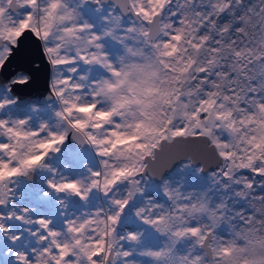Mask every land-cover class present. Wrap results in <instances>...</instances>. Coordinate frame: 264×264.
<instances>
[{"label":"snow or ice","instance_id":"1","mask_svg":"<svg viewBox=\"0 0 264 264\" xmlns=\"http://www.w3.org/2000/svg\"><path fill=\"white\" fill-rule=\"evenodd\" d=\"M27 34L51 78L36 91L25 50L0 79V235L13 245L0 264H264V0H0V72ZM69 135L99 158L81 178L48 163ZM177 159L183 172L216 161L209 184L166 176ZM37 172L51 174L44 197L102 200L69 215L60 199L58 230L15 206Z\"/></svg>","mask_w":264,"mask_h":264},{"label":"rangeland","instance_id":"2","mask_svg":"<svg viewBox=\"0 0 264 264\" xmlns=\"http://www.w3.org/2000/svg\"><path fill=\"white\" fill-rule=\"evenodd\" d=\"M85 18L89 19L92 23H98L100 16L92 10H88L85 13ZM10 76H12L11 73L7 74L6 76H4L3 80H6ZM14 114L21 116L23 115L22 113L18 112ZM51 116L52 113L50 111L41 113V118H43L44 120H49ZM50 122L54 123V118H52ZM38 124L39 119L34 118L32 121V127H38ZM98 161L99 158L95 155V152L91 148L86 147L83 150H80L78 147L75 149L66 148L64 151L61 150L60 153L53 155L48 160V163H50L64 176L70 179H76L81 178L87 174L85 165H87V167L95 169L98 166ZM195 167L198 166L194 165V168ZM194 168L193 170L183 172L178 170L179 165H177L173 170L166 174V176L170 175L171 178L176 182L183 181L185 187L188 189L206 187L209 184V172L213 171L214 169L209 170L206 173L196 174ZM50 176L51 174L48 172H37L35 174L34 183H31V189L28 188V183H24L23 181H21V178H19V180L17 181V196L21 198L25 195L24 193L27 192L29 197L25 202L22 201V203L20 204L17 203L20 200H16V207H28L32 210L30 212L31 217L36 218L42 216L44 218L51 219L53 221L52 226L58 230H61L63 228V222L67 217L65 215H62L63 209L58 203L60 199H65L66 208L69 215H79L81 212L94 207L102 200V197L96 193H93L91 195L88 203L80 201L77 197H60L54 193L49 195L48 197H44L43 193L45 191H50L46 185V181L50 178ZM147 191L149 194H155L157 199H162L159 195V190L156 187V183L153 180H150L148 182ZM6 210L8 211L9 209H2L0 211L6 212ZM6 223L12 228L13 233L22 231L23 228L26 227L25 225H22L15 220L6 221ZM1 237L2 235H0V240ZM31 241L32 238L27 233H25L23 239L18 242L15 247H22L26 242L30 243ZM12 246L13 245H11V243L7 239H5L4 243H2V249L0 248V252H3V250H5L6 248ZM2 259L4 261H8L7 257H3Z\"/></svg>","mask_w":264,"mask_h":264},{"label":"water","instance_id":"3","mask_svg":"<svg viewBox=\"0 0 264 264\" xmlns=\"http://www.w3.org/2000/svg\"><path fill=\"white\" fill-rule=\"evenodd\" d=\"M30 40H32L33 42L30 41ZM37 49H38V42L30 34H27L25 36L24 40L22 41V46H21L20 51L16 52L13 55V57L10 58V60L7 63L6 67L3 69L2 72H0V79H3L4 76H6L7 74H10V73H11V75H13L12 73H15V71L19 67H21V54L25 50H30L34 54L33 58L36 59L41 65V72L38 74L39 86L36 89V91L41 93L43 96H47L48 95V91L44 87V79L43 78H44V75L46 73L48 79H50V67L47 64V61L42 58V55L37 51ZM12 67H13V69H12ZM9 78H11V76ZM28 90H30V89L19 90V91H28ZM67 146H69L72 149L77 147V145L71 139L70 135H69L68 140L65 141L64 145L61 146V149L64 150ZM179 163H180L179 159H177L175 162H171L170 161L169 164H168V167H170V168L165 173V175L168 174L171 170H173L177 165H179ZM201 164L205 165V169L206 170H205L204 173H206L209 170L215 169V167H216V161H214V160H208V161L197 160L194 165L200 166Z\"/></svg>","mask_w":264,"mask_h":264},{"label":"trees","instance_id":"4","mask_svg":"<svg viewBox=\"0 0 264 264\" xmlns=\"http://www.w3.org/2000/svg\"><path fill=\"white\" fill-rule=\"evenodd\" d=\"M66 148H69V149H72V148H70L69 146H67ZM65 148V149H66ZM64 149V150H65ZM62 150V149H61ZM64 150H62V151H64ZM34 180H35V175H34V178H31V182L27 179V178H24V177H21V181H23L24 183H28V184H31V183H34ZM29 189H31V187H30V185H29V187H28ZM25 195L24 196H22L21 198H19V199H17V200H20V201H18L17 203H22V201H26V199H28V197H29V195H28V193L27 192H25L24 193ZM16 203V204H17ZM16 206V205H15ZM6 212H7V210H6ZM4 240H5V238L2 236L1 237V240H0V248L2 249V243H4Z\"/></svg>","mask_w":264,"mask_h":264},{"label":"flooded vegetation","instance_id":"5","mask_svg":"<svg viewBox=\"0 0 264 264\" xmlns=\"http://www.w3.org/2000/svg\"><path fill=\"white\" fill-rule=\"evenodd\" d=\"M12 69H13V67H12ZM76 148H78V147H76ZM75 149V148H74ZM32 178H34V176L32 177ZM30 182H31V179H29V178H27ZM30 186H31V184H29Z\"/></svg>","mask_w":264,"mask_h":264},{"label":"clouds","instance_id":"6","mask_svg":"<svg viewBox=\"0 0 264 264\" xmlns=\"http://www.w3.org/2000/svg\"><path fill=\"white\" fill-rule=\"evenodd\" d=\"M106 117L105 116H101V117H99V119H105Z\"/></svg>","mask_w":264,"mask_h":264}]
</instances>
